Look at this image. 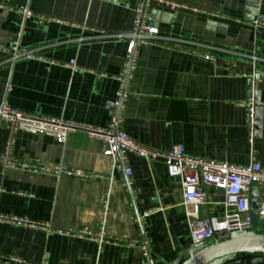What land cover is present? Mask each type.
I'll return each instance as SVG.
<instances>
[{
  "label": "crops",
  "instance_id": "0c3cea01",
  "mask_svg": "<svg viewBox=\"0 0 264 264\" xmlns=\"http://www.w3.org/2000/svg\"><path fill=\"white\" fill-rule=\"evenodd\" d=\"M125 1L122 7L102 0H0V104L107 128L142 2ZM162 1L178 7H145L158 40L133 51L117 131L157 152L180 145L191 158L239 167L253 159L264 169V28L251 25L257 15L264 21V0L258 6L252 0ZM21 7L29 12L26 19L17 12ZM19 32L20 49L33 56L11 61L8 49ZM74 60L73 70L68 63ZM237 73H254L257 81L259 124L252 143L244 108L248 79ZM7 140L0 123V154ZM105 150L81 131L59 144L45 135L17 134L14 158L45 170L12 168L4 176L0 170V217L28 219L48 230L0 221V264H171L190 248L180 181L168 177L163 160L128 154L130 187L122 172L111 182L53 175L62 165L106 176L111 159ZM263 194L256 188V198ZM104 218L103 235L123 243L68 233L87 228L96 235Z\"/></svg>",
  "mask_w": 264,
  "mask_h": 264
},
{
  "label": "built area",
  "instance_id": "2783aa9c",
  "mask_svg": "<svg viewBox=\"0 0 264 264\" xmlns=\"http://www.w3.org/2000/svg\"><path fill=\"white\" fill-rule=\"evenodd\" d=\"M110 1L120 6H126L125 0H102ZM258 6V0H252ZM152 3H160L169 6L171 9L178 7L162 0H142L139 8L136 9V17L133 23V31L128 35L129 42L126 51V74L132 67L133 51L138 45L143 43H153L158 40V31L149 27L145 20L143 8ZM197 11V10H195ZM24 19L29 17L26 8L21 7L17 10ZM219 17L217 14H213ZM257 15V12H256ZM251 25L255 30L264 28V21L257 15L253 18ZM22 32L17 34L16 39L11 43L8 51L11 61L18 58H31L32 53L20 49L19 42ZM68 66L74 70L76 68L75 60L68 63ZM125 74V76H126ZM241 77L248 79L247 97L244 102L245 111H247L246 128L248 129V140L252 143L258 132V98L257 81L254 73L247 75L237 73ZM125 76L119 79L120 87L116 93L115 109L120 102L125 99ZM10 91L8 86L6 90ZM119 117L113 114L110 124L107 128H89L78 123H72L62 118L51 119L47 117H38L28 113H22L14 110L5 101L0 104V123H3L7 132L8 140L4 150L0 154V170L4 176L12 168L31 169L32 171L43 172L45 168L30 165L28 163L18 162L12 153L17 134L45 135L53 138L58 144L64 143L70 134L81 131L87 133L90 137L105 144L104 155L111 159V169L106 176L77 169H68L62 165L54 167L53 175L56 178L65 177L70 179L95 180L107 179L112 181L115 172H122L127 183L131 175V168L126 167L128 154L132 153L142 160L154 161L163 160L166 165L167 175L170 178H177L180 181L182 205L185 210L188 233L190 237V248L198 247L200 244L211 242L216 244L233 233L250 232L252 226V214L254 211L258 216V226L255 229L258 233L264 234V194L257 198L256 208L251 207V190L256 187L264 188V169L253 159L247 166L239 167L225 163L209 162L202 159H195L185 155L183 147L172 146L168 151L157 152L150 148L134 142L124 133L115 129ZM207 189L214 192L209 193ZM223 197L222 201H216L215 195ZM217 208L220 212L217 213ZM201 209L205 210V216L201 215ZM107 212V204L104 205V215ZM0 221L7 222L22 228H32L48 230L47 226L40 225L31 220H26L16 216L10 218L0 217ZM141 219L139 218V222ZM105 218L102 220L99 232L94 235L87 228L68 231L76 238L97 239L99 243L121 244V240L111 239L103 235ZM130 245V244H129ZM144 257L147 258V245H142ZM262 264H264V254L261 255ZM12 260H7L6 264Z\"/></svg>",
  "mask_w": 264,
  "mask_h": 264
},
{
  "label": "water",
  "instance_id": "95a60500",
  "mask_svg": "<svg viewBox=\"0 0 264 264\" xmlns=\"http://www.w3.org/2000/svg\"><path fill=\"white\" fill-rule=\"evenodd\" d=\"M145 7L143 8V12ZM129 72L126 74V82ZM122 102L116 107V115L119 117ZM115 108V105L113 104ZM116 129V127H115ZM256 187L251 190V207L256 208L257 198L254 195ZM252 214V226L250 232L233 233L228 238L213 244L211 242L200 244L198 247L188 248L180 257L171 264H262L261 255L264 254V234L255 229L258 226V216ZM253 255L250 259H239V255ZM149 264H153L150 261Z\"/></svg>",
  "mask_w": 264,
  "mask_h": 264
}]
</instances>
